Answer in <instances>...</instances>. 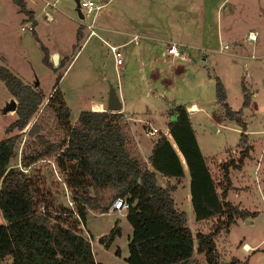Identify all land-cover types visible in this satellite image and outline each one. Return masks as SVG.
<instances>
[{
	"label": "rangeland",
	"instance_id": "obj_1",
	"mask_svg": "<svg viewBox=\"0 0 264 264\" xmlns=\"http://www.w3.org/2000/svg\"><path fill=\"white\" fill-rule=\"evenodd\" d=\"M170 2L172 0H162L158 15L159 22L150 15L148 17L155 26H153L154 34L159 35L160 38H167L160 40V43L170 38L195 48L192 50V55L199 51L207 53L208 50L218 49L220 53L208 52L205 66L194 58L192 64L177 60L175 66L184 68L182 76L177 77L173 82L172 76L164 74L165 81L155 82L149 97H145L141 87L136 84L129 89L130 94L127 98L123 100L120 97L123 111L140 116L147 107L151 109V116L147 119L149 125L135 122L137 140L142 145L148 144L161 132L150 137L146 135V130L148 127L162 132L165 130L167 117L164 113L170 105H188L195 102L202 108H213L216 104L212 76L220 79L229 107L232 110L242 107L245 118L242 113L241 118L247 123L249 130L261 132H251L250 144L254 157L251 158L249 152L242 167L230 171L232 186L227 194V200L233 205L254 214L245 219L236 217L228 229H222L214 236L219 256L218 263L232 264V261H236L235 264H264V0H225L217 10L215 6L205 8L202 0H173V7L168 8ZM12 6L17 9L14 4ZM73 14L76 16L75 11ZM4 23L7 32L4 34L0 29V66L7 68L30 87L39 90L44 101L50 94L56 75L60 74L57 86L69 109V121L76 120L78 113L87 110L91 102L99 100L103 103L108 102L110 92L115 94L117 100V95L121 96L125 70L130 67L127 58L131 54L135 56V48L132 46L120 49L122 63L116 66L108 47L100 39L89 36L90 38L87 37L84 41L79 36L73 47L71 44L66 45L67 49L64 50L66 56L58 57V60L65 57V63L52 71L42 64L39 43L34 40L31 32H22L17 26L21 24L26 27V22L10 17ZM80 27L84 26L80 25ZM248 30L254 34L251 41L246 39ZM67 31L68 29L61 37L64 44L69 40ZM214 36H217L218 40ZM107 42L112 43V41ZM157 49L155 52L159 56L160 49L159 47ZM48 60L50 62L49 57ZM35 84L38 86L36 87ZM245 92L250 96L251 103L242 106ZM6 97V89L0 81V140L14 135L7 168H15L24 176L33 179L38 192L36 205L39 211L46 207L53 211L52 215H55L59 208L76 210L64 184V177L56 167L53 157L38 160L27 167L21 165V156L34 145L33 138L25 134L32 120L22 130H13L5 134L3 128L15 118L14 112L5 111L9 103ZM40 110L41 107L37 114ZM204 111L191 116V120L196 126L199 124L196 127L197 139L215 181L219 177L218 164L229 158H235L240 150L238 146L240 130L233 122L222 120L220 124L224 127L216 132L213 131L207 125L209 121L205 118ZM39 117L45 126L42 133L51 141H59L62 137L61 132L51 116L48 113H41ZM127 127L132 138V147L136 149L132 129L128 124ZM166 137L171 140L168 135ZM258 154L260 157L256 160ZM185 182L182 180L179 186V195L184 191L188 193V183L184 186ZM97 214L89 210L85 211V221L78 223L80 235L89 241L97 263L125 264L126 245L130 234V227L123 219L125 213ZM74 217L76 219L75 215ZM186 219V225L193 235L197 231L208 232L215 223V219L211 218L197 224L193 219L191 208L187 212ZM115 230L119 231V235H115ZM242 244L248 245L251 249L243 250ZM116 250L118 254L115 253ZM194 262L205 264L202 254L195 253V249L187 264ZM0 264H9V259L0 260Z\"/></svg>",
	"mask_w": 264,
	"mask_h": 264
},
{
	"label": "trees",
	"instance_id": "obj_2",
	"mask_svg": "<svg viewBox=\"0 0 264 264\" xmlns=\"http://www.w3.org/2000/svg\"><path fill=\"white\" fill-rule=\"evenodd\" d=\"M10 1L33 26L31 11L26 9L23 0ZM78 33L79 27L76 39ZM31 35L37 41L33 31ZM39 46L44 66L53 71L63 65L62 58L53 67L45 48L40 43ZM60 77L56 75L44 101L39 90L0 66V81L16 101L15 118L3 132L20 131L32 120L25 134L33 138L34 145L21 156L20 163L27 167L53 157L76 209L59 208L55 215L46 207L39 211L33 179L15 168H7L14 135L1 139L0 215L4 224H0V260L8 258L9 264H99L94 260L89 241L80 235L78 223L85 221V211L105 213L113 199L121 197L129 205L124 215L130 227L125 264H187L194 249L195 253L202 254L205 264H219L214 236L228 229L236 217L245 219L254 214L227 200L230 171L242 167L251 147L241 110L229 107L220 79L212 76L215 102L221 116L240 130V150L235 158L218 164L219 177L214 181L184 105L172 104L164 113L171 140L160 134L147 160L143 161L137 148L132 147L129 129L120 112L82 110L75 122L70 123L69 109L57 86ZM248 101L249 95L245 92L242 106ZM41 113H48L59 128L62 136L59 141H51L42 133L45 126L39 117ZM182 162L188 174L194 220L215 219L206 233L197 231L193 235L186 225L185 212L174 206L171 197L175 186L157 183L156 175L179 182L183 177ZM115 235H119L118 230Z\"/></svg>",
	"mask_w": 264,
	"mask_h": 264
},
{
	"label": "crops",
	"instance_id": "obj_3",
	"mask_svg": "<svg viewBox=\"0 0 264 264\" xmlns=\"http://www.w3.org/2000/svg\"><path fill=\"white\" fill-rule=\"evenodd\" d=\"M77 1L79 3L85 0H23L26 9L31 11L32 14V20L34 22V25L32 26L33 27L32 31L36 35L37 42H39L45 48L49 59L50 56L54 53L57 54L58 57H60V55L66 56L64 51L67 49L66 45L71 44V47H73L74 42L76 40L75 34L78 27H79L78 37L81 36L82 37L81 39H83L84 41L87 39V31L85 30L84 27H80V25L83 26L84 22H89L91 17L84 16L83 8L79 7V11L77 10L76 8ZM89 1L99 6V8L95 11L93 15V30L95 32V35L92 36H96L98 39H100L106 47L117 46L119 48V51L122 47L130 48L132 46V48H135V56L131 54L127 58V61L130 63V67L127 70H125V77H124L121 96L120 94L117 95L118 101L121 105L120 109L117 112H120L122 114L124 122L131 127L133 137L135 138V142L137 146L136 147L137 151L140 157L142 158V160L146 161L150 153L152 144L156 138H153L150 141V143L148 142V144H143V145L140 144V142L137 140V137L135 135V126H136L135 122L141 125L142 123L149 125V120L147 119L151 116L150 114L152 111L150 108L147 107V109L144 110L143 115L135 116L132 114H128L125 111H123L122 108L123 103H121L120 97L123 100L127 98V96L130 94L129 89L135 86L136 84H138L141 87L143 95L145 97H149V95L151 94L150 92L153 84L155 82L165 81L163 79L164 74L172 76L174 78L172 79L173 82L176 80L177 77L182 76L184 68L182 66L180 67L175 66L177 60L192 64V59L194 58V60L201 61L202 66H205L204 65L205 62L208 61L207 53L208 52L220 53V50L219 49L216 51L208 50L207 53L205 51H204L205 53H201L202 51H199L195 53V55H192L193 54L192 50H194L195 48L189 47L188 45L182 43L181 41H176L175 39L171 40L169 38L168 41L165 40L166 42L161 44L160 40L167 38H160L159 35L154 34L153 31L154 25L150 20H148V17L150 15L156 18L158 22L160 21V17L158 15L160 12L159 10H161L160 8L162 6V0H89ZM214 1L212 2V0H202V3L205 8L207 7L209 8L210 6H215V9L217 10L222 4V2H224L225 0H214ZM12 4L13 3H10V0H0V29L4 34L7 32L4 21L6 19H9L10 17L20 22H26L27 25L31 24V21H29L26 18V16H24L22 13L18 12V9L14 8ZM170 6L173 7V0L172 2H170V4H168V8ZM74 11L76 12V16L73 14ZM44 12L48 13L50 19H47L45 17ZM41 15L43 16L42 18ZM17 26H21V24L20 25L18 24ZM67 29H68L67 33L69 32V40L67 41L66 44H64L65 42L61 40V37L63 36L62 33L65 32V30ZM249 31L250 30H248V32ZM214 38H217L218 40L217 36L216 37L214 36ZM107 41H112V43L109 44ZM168 43L177 44V46L179 47L178 49L181 53V58L172 59L170 56L166 54L165 47L166 44ZM81 46L82 45L80 44V47ZM157 47H159L160 49L159 56H157L155 52V50H158ZM63 58L64 59L62 62L64 64L66 58L65 57ZM161 64H163V66ZM181 79L183 78H180V80ZM23 83L26 84L25 82ZM162 92H164V90ZM6 98L9 99V101L10 99H13L12 97H10L8 92ZM250 103L251 100L249 99L248 104ZM107 104L108 102L103 103L102 100H99L97 102H91L87 110L94 112L108 111ZM191 104L193 105L194 109L192 108L193 109L192 111H187V114L191 127L194 131V136L197 145L201 152V148L196 134V127L199 126V124H197L196 126L192 122L191 116L196 115L197 113L205 110L204 116L209 121L207 125L211 127L212 130L215 132L218 131L219 128L224 127L223 125L220 124V121L222 120L227 121V120H225L221 116L220 109L216 102H215L216 105H213V108L212 107L202 108L200 104L191 102L188 105H184L185 109L188 108ZM240 110L242 116H244L243 108L240 107ZM74 122L75 120H73V122L70 121L71 124H73ZM166 122L167 120L165 121V130L163 132H165L167 136L168 133L166 128ZM245 124H246V136H248L247 142L251 147L250 157L253 158L254 157L253 148L252 145L250 144L251 132L259 133L261 131L249 130L246 122ZM260 151H262V148ZM201 154L203 156L202 152ZM256 157L257 160L258 157H260V154H258ZM182 167H183V177L179 182H176L173 178H164L159 175H156V179H157V183L161 186H164L167 182L170 185L175 186V189L171 192V197L173 199L174 206L178 210L184 211L187 215V212L190 211L191 208L189 204V194L186 191H184L180 195L178 193L180 190L179 186L182 180L186 181L184 186H186V183H188V174L183 162H182ZM176 194H178V196ZM175 196H177V198ZM180 199L182 200L180 201ZM183 204H185V206H182ZM182 207L184 208L182 209ZM89 211L91 212V210ZM190 218L192 217L190 216ZM123 219L125 220V218ZM195 222L199 224L204 221H195ZM0 224H4L1 215H0Z\"/></svg>",
	"mask_w": 264,
	"mask_h": 264
},
{
	"label": "built area",
	"instance_id": "obj_4",
	"mask_svg": "<svg viewBox=\"0 0 264 264\" xmlns=\"http://www.w3.org/2000/svg\"><path fill=\"white\" fill-rule=\"evenodd\" d=\"M79 7L83 8L84 10V16L86 17H91L89 22H84L83 26L85 28V30L87 31V37L95 35V32L93 30V15L95 13V11L99 8L98 5H95L94 3H92L89 0H85V1H81L79 2ZM44 15L47 19H50V16L48 15V13L44 12ZM20 31L22 32H31L33 30V27L31 24H28L26 27L24 26H19ZM251 34H253L251 31H249L246 35V39L247 40H253L250 36ZM254 36V34H253ZM254 38V37H253ZM226 46H224L225 48ZM108 50L110 52V54L113 57V61L114 64L116 66H120L122 61H121V57H120V51L119 48L117 46H108ZM165 52L168 56H170L172 59H179L181 58V53L178 49L177 44L175 43H168L166 44L165 47ZM193 105L191 104L190 107L186 108V111H192L193 109ZM161 132V133H160ZM146 134L153 136L156 133L157 134H162L166 136L165 132H162L156 128L153 127H148V129L145 132ZM129 208L128 202H126L123 198L121 197H115L113 199V201L111 202V205L108 207L107 211L105 213H119V214H123L127 211V209ZM246 244H242L241 247L243 250L248 251L251 248L248 246V248H246Z\"/></svg>",
	"mask_w": 264,
	"mask_h": 264
},
{
	"label": "water",
	"instance_id": "obj_5",
	"mask_svg": "<svg viewBox=\"0 0 264 264\" xmlns=\"http://www.w3.org/2000/svg\"><path fill=\"white\" fill-rule=\"evenodd\" d=\"M76 8L79 11V3L78 1L76 2ZM50 62L53 66L57 65L58 62V55L57 54H52L50 56ZM15 101L13 99H10L7 107L5 108V111H14L15 109ZM121 105L118 102L115 94L113 92H110V95L108 97V104H107V110L111 112L118 111L120 109ZM100 242L102 241L101 239L99 240Z\"/></svg>",
	"mask_w": 264,
	"mask_h": 264
},
{
	"label": "bare ground",
	"instance_id": "obj_6",
	"mask_svg": "<svg viewBox=\"0 0 264 264\" xmlns=\"http://www.w3.org/2000/svg\"><path fill=\"white\" fill-rule=\"evenodd\" d=\"M250 37L253 39V37H254V36H253V34H251V36H250ZM193 109H194V108H193ZM99 110H100V109H99ZM246 248H248V245L246 246Z\"/></svg>",
	"mask_w": 264,
	"mask_h": 264
}]
</instances>
